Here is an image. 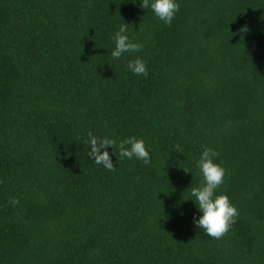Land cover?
I'll return each instance as SVG.
<instances>
[{"label":"trees","instance_id":"trees-1","mask_svg":"<svg viewBox=\"0 0 264 264\" xmlns=\"http://www.w3.org/2000/svg\"><path fill=\"white\" fill-rule=\"evenodd\" d=\"M141 2L0 0V264H264V0H177L170 26ZM123 23L143 47L114 59ZM89 130L150 163L106 146L105 169ZM206 146L221 239L193 219Z\"/></svg>","mask_w":264,"mask_h":264},{"label":"clouds","instance_id":"clouds-1","mask_svg":"<svg viewBox=\"0 0 264 264\" xmlns=\"http://www.w3.org/2000/svg\"><path fill=\"white\" fill-rule=\"evenodd\" d=\"M140 6L145 10L151 7L154 14L169 26L180 8L177 0H151V2L142 0ZM127 25V23L121 24L114 35L115 48L111 52L114 59H119L126 52L135 53L142 50L141 44L131 41L125 34ZM127 67L136 75L146 76L148 73L146 62L138 57L130 60ZM88 137L90 150L87 154L89 159L109 171H115L116 168L106 146L118 147L121 159L135 157L145 164L150 163V154L143 138L129 136L117 143L116 140L108 137L94 136L91 130L88 131ZM218 156L219 153L215 149L207 146L204 148L196 162L202 181L200 186L191 188V197L194 198L192 200L201 213L198 219L193 218L194 224L214 239H221L225 236L239 215L238 209L231 203L229 197L225 193H217V189L224 183L226 175V169L216 162ZM184 170L187 172V169ZM9 203L15 206L19 200L13 197Z\"/></svg>","mask_w":264,"mask_h":264}]
</instances>
